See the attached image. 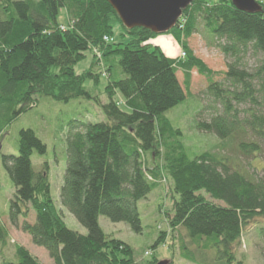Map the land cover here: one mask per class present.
<instances>
[{
	"label": "trees",
	"instance_id": "trees-1",
	"mask_svg": "<svg viewBox=\"0 0 264 264\" xmlns=\"http://www.w3.org/2000/svg\"><path fill=\"white\" fill-rule=\"evenodd\" d=\"M256 1L261 10L247 13L230 0H194L166 33L185 54L178 58L149 43L158 36L151 30L126 29L106 0H0V134L42 99L94 100L105 117L67 123L60 204L86 234L68 228L55 207L48 164L33 169V152L43 154L46 146L32 128L18 131L16 155L2 154L15 188L8 216L14 225L22 217L20 229L53 264H137L130 245L104 233L98 218L141 232L137 202L163 182L171 201L167 210L159 206L166 229L158 228L154 248L180 232L182 259L244 264L235 255L243 231L260 223L257 232L264 236V173L253 176L214 150L190 153L183 132L164 113L197 98L189 89L195 69L205 77L213 102L201 105L195 128L232 141L242 157L264 156V0ZM61 9L67 28L57 22ZM115 22L122 28L119 36H129L127 42L114 40ZM200 23L227 59L225 71L210 69L188 47ZM89 50L94 53L89 69L76 74L75 64ZM251 55L259 57L256 66L249 63ZM100 74L107 78L105 102L83 86L87 79L96 83ZM207 108L212 114L201 119ZM30 209L32 222L27 221ZM14 247L17 260L3 264H41L25 247ZM151 256L148 264H156Z\"/></svg>",
	"mask_w": 264,
	"mask_h": 264
},
{
	"label": "rangeland",
	"instance_id": "rangeland-1",
	"mask_svg": "<svg viewBox=\"0 0 264 264\" xmlns=\"http://www.w3.org/2000/svg\"><path fill=\"white\" fill-rule=\"evenodd\" d=\"M57 22L63 26L62 28L69 26V20L64 9L59 10ZM120 32H122V28L118 22H115L113 25L114 40L127 42L130 39L129 36L120 37ZM155 38L156 42L160 41V44L151 43L152 45H159L163 53L169 57H174L173 55H175V57L179 58L182 50L179 43L171 35L162 34ZM187 44L193 54L210 69L214 71L226 70L227 59L216 44L211 41L203 28V23L199 24L198 32L187 39ZM93 55V51H87L85 57L75 64L74 72L80 74L88 70ZM258 58L251 55L249 58L251 66H256ZM100 67H95L96 72L102 71V67ZM177 77L180 82L183 81L184 77L181 70L177 71ZM220 78V76L215 77L216 80H220ZM106 83L107 78L100 74L96 83L92 79H87L83 86L90 94L93 96L98 95L99 99L105 102L107 97L102 92ZM206 86L205 77L199 75L195 69H192L189 89L191 95L197 98L185 99L181 104L165 112L164 115L175 127L181 129L183 132L182 141L190 153L214 150L229 157L233 166L240 164L249 174L261 176L264 173L262 171V168H264V156L242 157L235 151L232 141H222L213 133L201 132L195 128L202 108L201 105H213L212 99L206 94ZM115 97L116 99L120 98L119 94H116ZM211 114L212 110L207 108L203 111L201 119H209ZM72 119L91 123L105 121L103 113L94 100L79 98L67 103H60L42 99L37 108L23 113L6 131L0 134V226L2 228L0 235V264L17 260L14 255V245L25 247L41 264H53L48 252L43 247L33 244L29 234L20 229L19 225L23 221L22 217L18 218L19 225H14L8 216V208L15 188L3 163L2 154H17L18 131L21 128H32L46 146V151L43 154H39L36 151L33 152L31 163L34 170H39L45 162L48 164L51 196L64 222L68 228L81 234H86V229L60 204L59 197L66 163L65 138L68 130L67 123ZM168 188V182L159 183L146 198L137 202L142 226V230L139 233L131 230L125 222H112L104 216H99L98 218L99 225L104 233L130 245L137 264H148L152 259L151 254L158 260H172V264H195L182 259L179 250L181 244L179 239L180 232L175 233L173 238L171 235H167L166 242L154 248L158 228L166 229L163 221L164 212L159 210V206H161V209H168L171 201L170 197L165 195ZM22 207L24 209V206ZM27 221H34V212L31 209L28 211ZM259 224L251 223L243 231L240 242L235 246L236 258L242 260L244 264H264V236L257 232ZM169 246H172L173 249L169 248ZM212 249H216V247L213 246Z\"/></svg>",
	"mask_w": 264,
	"mask_h": 264
},
{
	"label": "water",
	"instance_id": "water-1",
	"mask_svg": "<svg viewBox=\"0 0 264 264\" xmlns=\"http://www.w3.org/2000/svg\"><path fill=\"white\" fill-rule=\"evenodd\" d=\"M126 29L143 27L162 35L178 22L182 11L194 0H106ZM238 10L257 13L261 5L256 0H230ZM156 264H169L159 260Z\"/></svg>",
	"mask_w": 264,
	"mask_h": 264
},
{
	"label": "crops",
	"instance_id": "crops-1",
	"mask_svg": "<svg viewBox=\"0 0 264 264\" xmlns=\"http://www.w3.org/2000/svg\"><path fill=\"white\" fill-rule=\"evenodd\" d=\"M149 43H156V44H160V41H157L156 42V38H154V39H151L150 41H149ZM159 46V45H158ZM174 57H175V55H173Z\"/></svg>",
	"mask_w": 264,
	"mask_h": 264
},
{
	"label": "built area",
	"instance_id": "built-area-1",
	"mask_svg": "<svg viewBox=\"0 0 264 264\" xmlns=\"http://www.w3.org/2000/svg\"><path fill=\"white\" fill-rule=\"evenodd\" d=\"M106 39V38H105ZM185 54H184V52L183 51H181V53H180V55H179V57H183Z\"/></svg>",
	"mask_w": 264,
	"mask_h": 264
}]
</instances>
